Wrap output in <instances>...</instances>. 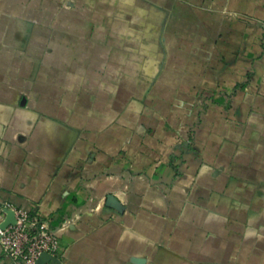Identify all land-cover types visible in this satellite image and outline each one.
Instances as JSON below:
<instances>
[{
	"label": "crops",
	"instance_id": "1",
	"mask_svg": "<svg viewBox=\"0 0 264 264\" xmlns=\"http://www.w3.org/2000/svg\"><path fill=\"white\" fill-rule=\"evenodd\" d=\"M5 203L47 264H264V0H0Z\"/></svg>",
	"mask_w": 264,
	"mask_h": 264
},
{
	"label": "built area",
	"instance_id": "2",
	"mask_svg": "<svg viewBox=\"0 0 264 264\" xmlns=\"http://www.w3.org/2000/svg\"><path fill=\"white\" fill-rule=\"evenodd\" d=\"M9 210L15 212L16 223L3 228ZM0 250L12 264H39L43 253L58 258L60 263L64 259L60 237L40 211L12 203H5L0 210Z\"/></svg>",
	"mask_w": 264,
	"mask_h": 264
},
{
	"label": "water",
	"instance_id": "3",
	"mask_svg": "<svg viewBox=\"0 0 264 264\" xmlns=\"http://www.w3.org/2000/svg\"><path fill=\"white\" fill-rule=\"evenodd\" d=\"M15 223H16L15 212L13 210H9L7 213L6 220L2 224V227L5 228L10 224H15ZM50 261L59 262V259L48 254V253H43L41 255L40 259L38 260V263L39 264H46L47 262H50Z\"/></svg>",
	"mask_w": 264,
	"mask_h": 264
}]
</instances>
